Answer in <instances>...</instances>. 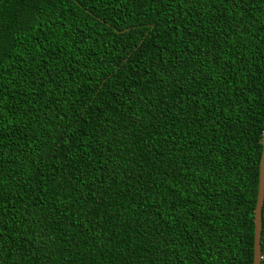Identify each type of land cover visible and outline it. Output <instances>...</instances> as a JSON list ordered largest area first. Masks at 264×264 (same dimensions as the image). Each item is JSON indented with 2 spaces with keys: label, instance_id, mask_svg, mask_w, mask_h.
Masks as SVG:
<instances>
[{
  "label": "trees",
  "instance_id": "obj_1",
  "mask_svg": "<svg viewBox=\"0 0 264 264\" xmlns=\"http://www.w3.org/2000/svg\"><path fill=\"white\" fill-rule=\"evenodd\" d=\"M263 127L264 0H0V264H251Z\"/></svg>",
  "mask_w": 264,
  "mask_h": 264
},
{
  "label": "water",
  "instance_id": "obj_2",
  "mask_svg": "<svg viewBox=\"0 0 264 264\" xmlns=\"http://www.w3.org/2000/svg\"><path fill=\"white\" fill-rule=\"evenodd\" d=\"M264 198V127L261 135V151L258 163V180L253 208L252 263L260 264L261 209Z\"/></svg>",
  "mask_w": 264,
  "mask_h": 264
}]
</instances>
